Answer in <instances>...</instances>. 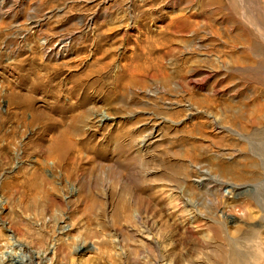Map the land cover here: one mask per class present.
I'll use <instances>...</instances> for the list:
<instances>
[{
    "label": "rangeland",
    "instance_id": "rangeland-1",
    "mask_svg": "<svg viewBox=\"0 0 264 264\" xmlns=\"http://www.w3.org/2000/svg\"><path fill=\"white\" fill-rule=\"evenodd\" d=\"M239 1L0 0V264H214L264 238V0ZM73 115L70 175L44 122Z\"/></svg>",
    "mask_w": 264,
    "mask_h": 264
},
{
    "label": "bare ground",
    "instance_id": "bare-ground-1",
    "mask_svg": "<svg viewBox=\"0 0 264 264\" xmlns=\"http://www.w3.org/2000/svg\"><path fill=\"white\" fill-rule=\"evenodd\" d=\"M224 0H201L203 7L207 6L210 3H215L218 7H222L224 2ZM228 4L230 5V7L232 9H234L235 11L238 10V6L241 5V2L239 0H227ZM242 1V0H241ZM244 1V0H243ZM263 1V0H262ZM179 2V1H178ZM188 2L191 4L192 2H194V0H188ZM264 2V1H263ZM244 3V2H243ZM245 3H247L245 1ZM138 4V3H137ZM245 4H243L244 6ZM253 6V5H251ZM255 6V5H254ZM253 6V7H254ZM257 6V5H256ZM261 6V5H260ZM264 6V5H263ZM184 7V6H183ZM247 7V6H245ZM244 7V8H245ZM212 8V7H211ZM249 8V7H248ZM256 8H259V6H257ZM246 10V9H245ZM244 10V11H245ZM250 10V9H249ZM246 10V11H249ZM259 10V9H258ZM140 13L142 12V10H139ZM253 11V10H251ZM250 11V12H251ZM231 12V11H230ZM243 12V11H242ZM241 12V15H242ZM247 14V13H246ZM234 15V14H233ZM251 15V14H250ZM246 16V15H245ZM186 17V16H185ZM211 17V16H210ZM252 17V15H251ZM179 20L182 18L178 17ZM247 18V17H246ZM249 18V17H248ZM253 18V17H252ZM230 19V18H229ZM243 22V21H242ZM182 23V22H181ZM227 23V22H226ZM252 23V22H251ZM173 25V24H172ZM176 25V24H175ZM257 27V26H256ZM244 28V27H243ZM60 44V43H59ZM65 45V44H64ZM64 45L62 47H64ZM251 48L252 50H254L257 54V57L259 58V72H257L259 74V80L258 82L264 86V28L262 26H260V31L258 34H256V36L253 38V42L251 44ZM47 49V48H46ZM55 49L53 48H48L47 52L50 53L54 51ZM143 51V50H142ZM134 70V69H133ZM132 70V71H133ZM134 73V72H133ZM202 76L200 77V79L198 78L195 81V85L198 87H204L206 82L211 78V76L213 75V72H211V70H203L201 71ZM136 74V72H135ZM146 74V73H145ZM257 74V75H258ZM132 76V75H131ZM134 76V75H133ZM83 81V80H81ZM216 85V84H215ZM215 85H212V89L211 92L212 94H215L217 92V90L215 89ZM71 90V89H70ZM69 96V95H68ZM253 107H256L258 110H261L262 108H264V102L260 101V99L255 100L252 103ZM256 111V109H254ZM82 113V112H81ZM88 113V112H87ZM241 114V113H240ZM47 114L45 112H35L34 116H33V120H38L42 117H45ZM73 121L71 122V124L59 128L58 124L52 123L53 127H49V124L45 123V127L49 130H55V136L52 138L50 144L47 146L46 151H43V155L46 154V156H51L54 157L55 159V163L60 166L63 171L69 173L70 175H72L73 173V169L71 170V163H72V157H74L73 154V147H74V143L72 141V133L75 130V124L77 122V120L79 121V116L77 117L76 115H73ZM242 117V116H241ZM259 118V115L257 113H255V116L253 117L251 122H255L257 119ZM257 122V121H256ZM254 123H252L251 125H253ZM220 127V126H219ZM74 140V139H73ZM75 142V141H74ZM261 147V146H260ZM41 148V147H40ZM39 148V149H40ZM36 150H38L36 148ZM44 150V149H43ZM259 150V149H258ZM260 151V150H259ZM263 151V150H262ZM261 155V152H260ZM72 156V157H71ZM75 159V158H74ZM40 164V163H39ZM74 164V163H73ZM252 166L255 165V163L252 161ZM225 167V166H224ZM74 175V174H73ZM240 176V175H239ZM222 183V182H221ZM219 184L217 183L216 186H220V188H222L223 184ZM234 187V185H232ZM232 192V191H231ZM224 213V212H223ZM251 218V216H250ZM261 220L264 221V215L261 216ZM219 224V223H218ZM225 226V225H224ZM223 227V226H222ZM211 228V227H210ZM212 229V228H211ZM214 229V228H213ZM223 231V229H222ZM237 231V230H236ZM242 231V230H241ZM224 232V231H223ZM222 232V233H223ZM260 230L257 229H251L250 232H248V237L246 239H248V243L246 245V250L245 251H251L247 254L242 253L241 251H244L243 249H239L237 248L235 245L233 246H224V245H219L218 249L214 248V251L216 249V251H220V252H216L214 257H215V262L214 264H262L264 263V238L260 237ZM216 233V232H215ZM226 233V231H225ZM219 234V233H217ZM241 234V233H240ZM239 234V235H240ZM245 234V233H244ZM221 236V235H220ZM222 237V236H221ZM229 237V236H228ZM223 238V237H222ZM225 238V237H224ZM223 238V239H224ZM230 238V237H229ZM245 239V238H244ZM238 240V238H237ZM237 240H233V241H237ZM241 240V239H239ZM242 241V240H241ZM226 242V241H225ZM231 242V241H229ZM234 243V242H233ZM232 243V244H233ZM241 243V242H240ZM231 244V245H232ZM217 246V245H216ZM211 247V250L213 249ZM210 250V252H211ZM213 251V250H212ZM209 252V253H210ZM214 253V252H213ZM212 254V253H211ZM213 256V255H212ZM31 257V256H30ZM30 259V258H29ZM208 258L206 257L205 260H207ZM213 259V258H212ZM32 261V260H31ZM30 261V262H31ZM210 261V260H208ZM207 261V263H208ZM33 262V261H32ZM31 262V263H32ZM30 263V264H31ZM2 264V263H1ZM38 264V263H37ZM212 264V262H211Z\"/></svg>",
    "mask_w": 264,
    "mask_h": 264
}]
</instances>
